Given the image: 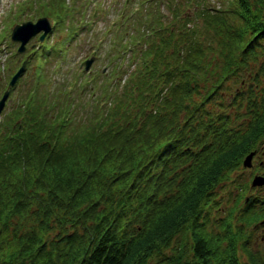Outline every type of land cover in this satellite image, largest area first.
Masks as SVG:
<instances>
[{"label": "trees", "instance_id": "trees-1", "mask_svg": "<svg viewBox=\"0 0 264 264\" xmlns=\"http://www.w3.org/2000/svg\"><path fill=\"white\" fill-rule=\"evenodd\" d=\"M231 1L228 16L236 24L228 26L224 8H201L198 24L194 13H183L184 4L164 0L174 5L168 29L162 28L159 5L143 4L152 30L142 41L150 46L151 34L165 35L133 57L136 64L151 55L103 114L96 111L75 125L67 118L70 109L49 114L53 104L44 106L36 97L28 99L22 114H9L14 118L0 128V177L10 193L4 197L0 189V264H237L240 228L234 232L227 218L210 225L208 214L218 206L212 192L225 171L261 133L264 114L256 110L264 106L255 104L251 89L238 103L232 97L217 109L206 106L209 98L220 97L223 75L236 74V62L245 66L260 45L257 39H264V0ZM59 12L52 9L48 16L55 21ZM136 27L131 35L141 43L143 28H149ZM201 31L211 33L227 55L236 46L241 53L233 61L225 55L216 84L202 92L196 74L211 44L205 42L208 34L198 40ZM242 108L248 117L238 125ZM11 168L22 171L14 184L8 180ZM257 212L245 211L238 220L249 225L260 218ZM13 218L30 225L20 232L21 223L16 249L7 254L2 246L9 242L4 234ZM53 222L64 235L61 247L47 245L40 235L54 229ZM177 233L189 235L188 259L184 244L172 245Z\"/></svg>", "mask_w": 264, "mask_h": 264}, {"label": "rangeland", "instance_id": "rangeland-1", "mask_svg": "<svg viewBox=\"0 0 264 264\" xmlns=\"http://www.w3.org/2000/svg\"><path fill=\"white\" fill-rule=\"evenodd\" d=\"M177 1L179 4H184L183 13L190 15L194 13L192 20L198 24L200 21L195 14L202 10L201 8L207 10L224 8L228 11L225 17L227 25L236 24V20L228 16L233 6L231 0ZM163 2L164 0H65V2L64 0H0V97L7 89L11 76L20 67L22 61L27 60L26 68L18 77L14 87L12 86L13 89L11 88L0 112V128L11 117L14 118V116L8 118L9 114L12 115L15 111L21 113L29 104V100L32 102L34 97L44 99V106L48 107L53 104L54 107L49 114L55 113L58 109V115H62L70 109L67 118L69 122H75V125L87 122V119L92 117L96 111L99 115L103 114L104 108L113 106L114 95L121 93L122 86L130 77L131 72L137 68L140 61L144 58L149 60L151 55L144 54L137 58L139 62L136 64V58L133 57L143 52L144 49L158 44L159 37L165 35V33L158 36L151 34L150 37H153V40L150 46L142 41L152 30V25L149 27V24H152V18L143 12V4L159 5L162 28L168 29L171 26L169 10L173 9L174 5L173 3L164 5ZM52 9L60 10L56 15L58 19L55 21L48 16V12ZM156 13L158 16V8H156ZM41 17H45L50 22V33L48 32V36L39 41L38 37L42 33L40 31L25 43L22 53H17L19 43L10 40L11 29L26 21L34 23ZM132 20L136 21V24ZM138 24L149 28H143V33L140 35L141 43H138L137 35H134L135 38L131 35L137 29ZM201 33L198 40L203 41V37L208 34L205 42L208 45L211 44L210 48L204 51L200 60L202 68L196 74L197 78L200 77L199 74L201 75V79L197 80H199V90L202 92L207 86L211 87L216 84L219 71L224 68L227 53L221 47V43L218 44L217 40L211 37V33L208 31H201ZM45 41L47 42L42 50L37 51ZM257 41L260 45L254 48L256 53L247 56L245 66L242 65L245 61H237L238 68H240L238 72L227 79L223 75L224 84L220 89V97L209 98L207 108L217 109L219 104L230 102L232 97H236L235 102L238 103L240 100L237 98L248 96L249 89L254 92L255 97L252 94L250 96L256 100L255 104L264 106V39L261 37ZM235 51H237V46L234 52L231 51L233 53L230 52L231 54L227 55L232 61L241 54ZM91 57L93 60L86 70L85 60ZM196 59L197 56L194 60ZM203 71L206 73L202 74ZM241 111L238 125L248 117L243 108ZM256 112L264 113V109L262 110L261 107ZM238 125L235 127L237 128ZM261 133L248 148H246L247 145L244 146V153L238 164L236 163L231 170L225 171V175L212 192V197L218 201V206L208 214L209 224L216 226L227 218L226 220L230 219L234 232L238 234L235 227L240 228L235 250L237 264H264V214H261V211H264V182L260 185H252L251 172L242 166L247 152L264 145V137ZM19 168L9 170L8 180H12L10 184H14L22 174ZM27 172L32 175L31 169ZM0 189H3L4 197L10 195L3 188L1 177ZM245 211H258L260 218L249 225H243L238 217ZM4 219L6 218L1 220ZM21 223L24 226L20 232H24L30 223L17 218L12 219L9 227L11 230L4 234L9 242L2 246L4 249L2 252L8 254L16 249L15 240L18 241L16 235H18ZM52 225L54 229L40 231V235L49 241L47 245L61 247L64 235L57 231L54 222ZM66 230L63 229L64 233H67L70 228ZM175 236L172 245L184 244L186 258H190L189 235L177 233ZM227 263L231 264L230 261Z\"/></svg>", "mask_w": 264, "mask_h": 264}, {"label": "water", "instance_id": "water-1", "mask_svg": "<svg viewBox=\"0 0 264 264\" xmlns=\"http://www.w3.org/2000/svg\"><path fill=\"white\" fill-rule=\"evenodd\" d=\"M51 30V25L48 19L45 17H41L36 19V21L33 23L32 21H26L21 24L15 25L11 29L10 33V40L19 43V46L16 49L17 53H22L25 48V43L33 36L38 34L40 31L42 33L39 35L38 39L39 41H42L44 37L47 35V33ZM93 58H89L85 60V69L87 70L92 62ZM27 60H23L20 67L17 69V71L11 76L9 83L7 84V89L3 91L1 97H0V112L4 107L5 101L11 91L12 86L17 81L18 77L21 75V73L24 71V68L26 67ZM250 156H245L243 159L242 165L244 167H247L250 165ZM264 182V179L262 176H254L251 184H262Z\"/></svg>", "mask_w": 264, "mask_h": 264}, {"label": "flooded vegetation", "instance_id": "flooded-vegetation-1", "mask_svg": "<svg viewBox=\"0 0 264 264\" xmlns=\"http://www.w3.org/2000/svg\"><path fill=\"white\" fill-rule=\"evenodd\" d=\"M260 130H261L263 137H264V127L260 128ZM249 153L251 154L250 165L247 166L246 168L251 172V174H252L251 178L253 179L254 176H262L263 175L262 177L264 179V168H263L264 167V145L259 146L258 149L250 150L246 154L248 155ZM260 157L262 159H259ZM258 174H261V175H258ZM261 212L264 213V211H261Z\"/></svg>", "mask_w": 264, "mask_h": 264}]
</instances>
